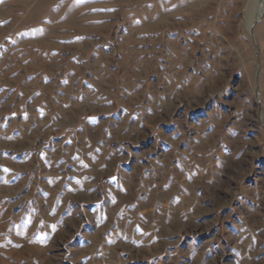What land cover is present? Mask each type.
Instances as JSON below:
<instances>
[{"label": "rangeland", "instance_id": "rangeland-1", "mask_svg": "<svg viewBox=\"0 0 264 264\" xmlns=\"http://www.w3.org/2000/svg\"><path fill=\"white\" fill-rule=\"evenodd\" d=\"M247 2L0 0V264H264Z\"/></svg>", "mask_w": 264, "mask_h": 264}, {"label": "bare ground", "instance_id": "bare-ground-1", "mask_svg": "<svg viewBox=\"0 0 264 264\" xmlns=\"http://www.w3.org/2000/svg\"><path fill=\"white\" fill-rule=\"evenodd\" d=\"M263 0H248L244 13V24L250 29L252 22L260 17Z\"/></svg>", "mask_w": 264, "mask_h": 264}, {"label": "water", "instance_id": "water-1", "mask_svg": "<svg viewBox=\"0 0 264 264\" xmlns=\"http://www.w3.org/2000/svg\"><path fill=\"white\" fill-rule=\"evenodd\" d=\"M259 21V20H258ZM249 33L252 35V26L249 29Z\"/></svg>", "mask_w": 264, "mask_h": 264}]
</instances>
